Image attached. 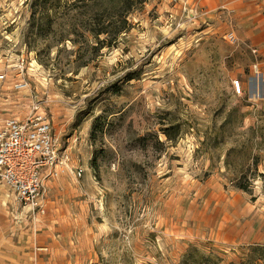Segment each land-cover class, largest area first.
I'll use <instances>...</instances> for the list:
<instances>
[{
  "label": "rangeland",
  "instance_id": "obj_1",
  "mask_svg": "<svg viewBox=\"0 0 264 264\" xmlns=\"http://www.w3.org/2000/svg\"><path fill=\"white\" fill-rule=\"evenodd\" d=\"M27 1L0 0V114L40 102L58 162L43 212L11 194L0 211V264H180L190 248L229 264L264 246V12L253 28L149 0L95 54L61 28L27 43Z\"/></svg>",
  "mask_w": 264,
  "mask_h": 264
},
{
  "label": "trees",
  "instance_id": "obj_2",
  "mask_svg": "<svg viewBox=\"0 0 264 264\" xmlns=\"http://www.w3.org/2000/svg\"><path fill=\"white\" fill-rule=\"evenodd\" d=\"M149 0H28L29 17L25 39H51L61 28L57 43L69 42L77 45L80 35L91 37L95 54L101 50H112L118 40L126 34L131 24L129 16L136 7H143ZM30 43V42H29ZM134 78L130 77L127 81ZM169 142H175L170 130L162 131ZM245 189V188H241ZM211 256L204 257L196 248H190L180 264H216ZM229 264H264V246L251 245L241 249L237 260Z\"/></svg>",
  "mask_w": 264,
  "mask_h": 264
},
{
  "label": "built area",
  "instance_id": "obj_3",
  "mask_svg": "<svg viewBox=\"0 0 264 264\" xmlns=\"http://www.w3.org/2000/svg\"><path fill=\"white\" fill-rule=\"evenodd\" d=\"M226 39L234 42L233 34ZM4 76H0V81ZM27 84H14L16 91H23ZM240 92L238 83L235 84ZM51 124L42 111L40 102L33 103L28 115L18 118H0V186L5 187L19 204L43 212L44 180L57 166L58 154L52 136ZM78 170L77 176H81Z\"/></svg>",
  "mask_w": 264,
  "mask_h": 264
},
{
  "label": "crops",
  "instance_id": "obj_4",
  "mask_svg": "<svg viewBox=\"0 0 264 264\" xmlns=\"http://www.w3.org/2000/svg\"><path fill=\"white\" fill-rule=\"evenodd\" d=\"M197 5L201 8H199L201 11L204 9L206 14L211 13L212 15L215 14L217 17H220L224 12L232 13L234 21H241L245 26L252 23L253 28L257 26L258 28L262 27L258 25L260 23L258 21H262L263 19L260 13L264 12V0H200V3ZM1 111L4 112L5 110L0 109ZM0 118L12 117L0 114ZM10 194L5 187L0 186V211L4 210L6 204H14Z\"/></svg>",
  "mask_w": 264,
  "mask_h": 264
}]
</instances>
